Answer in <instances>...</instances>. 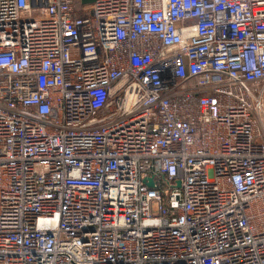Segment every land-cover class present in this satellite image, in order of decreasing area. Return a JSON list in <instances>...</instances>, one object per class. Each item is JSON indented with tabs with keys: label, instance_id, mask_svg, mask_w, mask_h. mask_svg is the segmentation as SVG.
Returning a JSON list of instances; mask_svg holds the SVG:
<instances>
[{
	"label": "built area",
	"instance_id": "obj_1",
	"mask_svg": "<svg viewBox=\"0 0 264 264\" xmlns=\"http://www.w3.org/2000/svg\"><path fill=\"white\" fill-rule=\"evenodd\" d=\"M0 264H264V0H0Z\"/></svg>",
	"mask_w": 264,
	"mask_h": 264
},
{
	"label": "water",
	"instance_id": "obj_2",
	"mask_svg": "<svg viewBox=\"0 0 264 264\" xmlns=\"http://www.w3.org/2000/svg\"><path fill=\"white\" fill-rule=\"evenodd\" d=\"M150 185H152V184H150Z\"/></svg>",
	"mask_w": 264,
	"mask_h": 264
}]
</instances>
